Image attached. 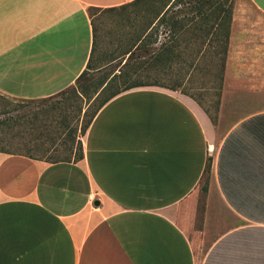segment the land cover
Wrapping results in <instances>:
<instances>
[{
    "label": "crops",
    "instance_id": "obj_1",
    "mask_svg": "<svg viewBox=\"0 0 264 264\" xmlns=\"http://www.w3.org/2000/svg\"><path fill=\"white\" fill-rule=\"evenodd\" d=\"M135 1L0 0V93L48 99L91 59L106 68L100 24L147 3ZM239 23L217 123L181 91L138 87L98 110L79 161L0 152V264H264V56L252 65Z\"/></svg>",
    "mask_w": 264,
    "mask_h": 264
},
{
    "label": "trees",
    "instance_id": "obj_2",
    "mask_svg": "<svg viewBox=\"0 0 264 264\" xmlns=\"http://www.w3.org/2000/svg\"><path fill=\"white\" fill-rule=\"evenodd\" d=\"M143 1L145 0H136L132 5ZM235 3L236 0L152 1V9L147 11L146 23L131 39L126 53L130 54L129 58L123 64L124 59L118 66L120 73H116L118 68L111 72L105 71L109 64L102 70L96 67L94 60L91 59L75 86L55 97L28 100L33 103L62 97V100L55 104L62 105L64 109L61 107L57 109L58 107L54 105L52 110L62 112L45 115L42 119L45 132L39 135L42 142L35 146L27 144L25 150L27 154L11 151L12 143H7L5 138H0V152L39 159L34 156L35 153L48 155L52 151H57L58 154H51L50 159L40 160L53 163L79 161L84 156L80 137L86 134L98 110L111 99L134 88L160 86L181 91L203 106L194 95L182 88L183 83L193 82L197 74L205 77V83L213 86L212 89L217 92L216 117L205 110L211 120L217 123ZM161 34L167 36L166 41L160 44ZM168 80L174 82V85H168ZM5 107H11L6 110L9 112L5 113L10 115L17 112L20 106L8 103ZM82 118L83 121L87 120L81 128L79 125L73 126L74 122L79 123ZM24 120L28 124L26 128L34 130L40 116L38 113L27 114L24 118L11 115L0 120V130L6 128L15 131L17 127L23 126ZM17 136L24 137L20 132ZM49 143L51 145L48 147ZM57 146L64 147L66 157L61 156ZM211 171L212 160L209 159L202 186L204 196L208 192Z\"/></svg>",
    "mask_w": 264,
    "mask_h": 264
},
{
    "label": "rangeland",
    "instance_id": "obj_3",
    "mask_svg": "<svg viewBox=\"0 0 264 264\" xmlns=\"http://www.w3.org/2000/svg\"><path fill=\"white\" fill-rule=\"evenodd\" d=\"M152 1L150 0V2H147L148 4L146 3L145 5H141L139 7L131 9V11L125 12V13H129L128 17L125 16L123 19L114 20L111 21V23L104 20V22L100 24V29L103 34L101 36V42L98 48L99 49L98 56H100L101 58L98 64L108 65L113 60H115L111 65H109L105 69V71L111 72L117 69L120 63L123 61L122 57L126 55L133 35L137 30L141 29L142 26H144L145 24L146 21L145 16L148 15L147 11H149V9H152L151 8ZM91 13L94 16L99 15V11L97 10H93ZM104 13L105 12H103L102 15H104ZM234 20H236V22H241L238 24L239 31L249 36L248 38L249 42L246 46L249 47L250 49L248 48L246 57L251 59L252 65H255L254 62L255 56L258 54L264 56L263 54L264 49L261 50V46H260L262 43H264V16L261 13H259V11L251 4L249 0H236L235 10H234ZM166 36L167 34H161V39L164 40ZM205 79H206L205 77H202L197 74L193 82L188 81L186 84L183 83L182 88L185 91H188L189 93L194 95L196 99H198L202 103L203 106L201 107L204 110H208L210 112V115L216 117L217 115L216 103L218 100L216 95L217 92L212 89L213 86L208 85V83L207 84L205 83L206 82ZM167 84L174 85V82L169 81ZM58 100H62V97H59V99L54 98L51 101L46 100V101H37L32 103L28 100L8 97L0 93V120H4L11 115L24 118L27 114L30 113H34V114L38 113V115L40 116V120L37 122L38 124L37 128L34 130H28V128H26L27 127L26 125L28 124L25 120H24L25 122L22 121L23 126L17 127L15 131H11L6 128L0 130V138H5V141L7 143H12L11 145L12 148L10 149L11 151L17 152L19 154H27V152L25 151L27 144H31V146H35L42 142L39 139V135L45 132L43 128L42 119L45 118V115L47 113L49 115L52 112L54 115L62 112L61 110L58 111L52 110V107L54 105L58 107L57 109H59L60 107L63 108L62 105L55 104L56 102H60ZM8 103H12L15 106H20L18 107L19 110L10 115H6L5 113L9 112L6 110L11 109V107L10 108L5 107L6 105H8ZM86 120L87 119L83 121L82 118L79 123L74 122L73 126L79 125V127L81 128ZM19 132L23 134L24 137L17 136ZM50 145L51 144L49 143L47 146L49 147ZM57 147H58L57 149L61 153V156L66 157L67 153L64 152V147L62 146H57ZM51 154L56 155L58 154V152L52 151V153H48V155H44L41 152H37L34 154V156L39 159H50L49 156ZM202 185H204V182ZM204 200H205V196L203 195L201 188V192L196 197V202L194 203L196 214H194L193 222L195 223V225L192 229L189 230V235L194 240L198 239V235H199L198 231L201 228Z\"/></svg>",
    "mask_w": 264,
    "mask_h": 264
},
{
    "label": "built area",
    "instance_id": "obj_4",
    "mask_svg": "<svg viewBox=\"0 0 264 264\" xmlns=\"http://www.w3.org/2000/svg\"><path fill=\"white\" fill-rule=\"evenodd\" d=\"M92 201H94V198H91Z\"/></svg>",
    "mask_w": 264,
    "mask_h": 264
},
{
    "label": "bare ground",
    "instance_id": "obj_5",
    "mask_svg": "<svg viewBox=\"0 0 264 264\" xmlns=\"http://www.w3.org/2000/svg\"><path fill=\"white\" fill-rule=\"evenodd\" d=\"M214 149V148H213Z\"/></svg>",
    "mask_w": 264,
    "mask_h": 264
}]
</instances>
